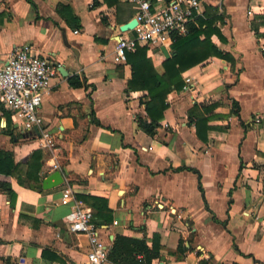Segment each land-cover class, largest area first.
Listing matches in <instances>:
<instances>
[{
    "label": "crops",
    "instance_id": "1",
    "mask_svg": "<svg viewBox=\"0 0 264 264\" xmlns=\"http://www.w3.org/2000/svg\"><path fill=\"white\" fill-rule=\"evenodd\" d=\"M32 1L0 0V62L28 44L57 63L39 106L55 148L17 127L0 103V149L11 152L16 171H0V264L86 263L88 238L70 229L60 201L66 186L97 208L108 249L117 233L143 236L148 245L156 233L160 253L150 264H264V0H200L198 14L207 4L222 14L213 23L220 34L210 37L234 62L210 54L184 68L191 87L167 93L153 134L135 118H147L146 89H128L130 63L113 59L136 1ZM146 53L161 72L163 52ZM213 101L202 110L203 140L187 110ZM35 149L38 179L25 173ZM55 167L60 183L30 186ZM180 239L188 248H177ZM106 264L118 263L108 257Z\"/></svg>",
    "mask_w": 264,
    "mask_h": 264
},
{
    "label": "built area",
    "instance_id": "2",
    "mask_svg": "<svg viewBox=\"0 0 264 264\" xmlns=\"http://www.w3.org/2000/svg\"><path fill=\"white\" fill-rule=\"evenodd\" d=\"M135 1L136 23L129 28H119L122 34L115 39L113 59L116 62L125 61L126 52L138 45L149 48L164 45L171 51L173 41L189 31L201 5L200 0ZM57 71L55 61L34 51L28 44L15 46L0 62V103L11 111L17 127L38 133L50 148H55V139L39 112V106L50 79ZM183 87H191L189 75L185 76ZM254 120L259 122L261 119L255 115ZM60 201L68 205L66 219L70 229L88 238L85 264H106L108 246L98 236L94 209L76 196L70 186L62 190Z\"/></svg>",
    "mask_w": 264,
    "mask_h": 264
},
{
    "label": "trees",
    "instance_id": "3",
    "mask_svg": "<svg viewBox=\"0 0 264 264\" xmlns=\"http://www.w3.org/2000/svg\"><path fill=\"white\" fill-rule=\"evenodd\" d=\"M32 1V0H30ZM33 2V1H32ZM211 5H206L204 12L196 15L197 25L190 24L189 31L184 35H179L171 44L170 55L162 60L163 69L159 72L149 55L146 53V45H138L133 50L126 52V60L131 66V76L127 79L128 89H146L147 98L144 100L147 118L137 114L135 116L139 127L144 129L149 134H153L159 125L158 118L162 115L164 108L167 106V93L171 89H179L182 87L183 78L181 71L187 66L196 63L206 56L213 54L224 57L231 62H234V56L230 51L219 48L212 40L211 33L220 34L219 28L213 25L215 19H223L222 14L218 12L209 13L208 8ZM203 34V35H202ZM71 76L70 82L76 84L80 80ZM233 110L237 112L238 103L235 99ZM216 104V101L210 103L194 102L187 110L188 119L195 125L197 135L203 139H207L206 130L209 127L207 124V115L203 114L202 110H208ZM201 110V111H199ZM99 123V120L96 119ZM41 152L35 149L32 152V157L28 161V169L25 171L27 176L39 178V174H33L31 170L36 168L38 171L41 162ZM12 154L8 150L0 149V171L16 173L12 168ZM19 180H23L21 175H17ZM2 187L6 186V191L12 195L13 191L10 186L1 182ZM102 203H97L98 209L105 207L104 198H100ZM94 215L97 208L94 206ZM97 221V220H96ZM182 239L179 240L177 248L180 250L188 248L182 245ZM157 242V234L154 233L152 244L146 243L145 237L129 236L121 233L115 234L112 245L108 249V257L118 264H150L152 258L159 255V247ZM141 254V257L138 255ZM203 261V260H202Z\"/></svg>",
    "mask_w": 264,
    "mask_h": 264
},
{
    "label": "water",
    "instance_id": "4",
    "mask_svg": "<svg viewBox=\"0 0 264 264\" xmlns=\"http://www.w3.org/2000/svg\"><path fill=\"white\" fill-rule=\"evenodd\" d=\"M135 23H136V17L133 16L128 21L120 24V29L132 27ZM63 39L64 42L68 44L64 32H63ZM157 48L160 49L165 56H168L170 54V51L164 45H160ZM62 180H63V171L60 168L56 167L51 172L43 176L41 180L36 182H30V186L36 188H47L60 183Z\"/></svg>",
    "mask_w": 264,
    "mask_h": 264
}]
</instances>
